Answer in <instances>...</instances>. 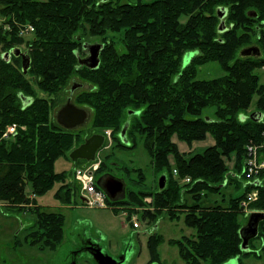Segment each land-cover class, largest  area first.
I'll return each mask as SVG.
<instances>
[{"label":"trees","instance_id":"trees-1","mask_svg":"<svg viewBox=\"0 0 264 264\" xmlns=\"http://www.w3.org/2000/svg\"><path fill=\"white\" fill-rule=\"evenodd\" d=\"M126 1L1 0V15L13 28L16 23L31 24L35 35L27 42L13 33L0 36L4 54L26 45L31 58L26 75L21 58L0 59V201L23 210L37 205L35 198L45 196L57 184L59 203L71 205L80 197V187L73 177L69 179L71 172L57 173L56 163L60 159L73 162L71 152L86 140L52 119L67 88L78 79L90 89L74 101L93 112L92 127L100 132L112 130L115 148L134 150L141 141L154 172L167 176L164 189L128 188L124 199H109V207L116 212V206L125 207L130 219L142 208L143 219L153 225L162 215L171 220L184 215L193 235L170 241L184 264H225L239 256H255L241 249L240 231L245 223H241L240 204L257 188L260 200L252 208L264 211V171L259 187L244 173L246 146L262 140L264 120L242 116L254 97H258L257 112L264 115V79L259 73L264 70V0ZM219 6L229 8L230 28L224 33L218 27ZM121 32L124 45L117 47L108 34ZM88 36L103 45L96 69L79 63ZM252 46L261 49V58L239 56L242 49ZM189 53L192 58L185 62ZM208 63L219 64L224 76L198 80V68ZM209 109L213 115L204 116ZM137 111L139 116L134 114ZM130 118L134 120L126 138L130 135L133 145L121 139ZM14 124L27 129H19L14 140L2 139ZM209 136L215 145L202 153H182L174 142L177 138L192 146ZM226 160L234 162L232 170ZM108 168L103 161L98 176ZM123 169L128 177L138 172L139 180L131 182L143 185L142 169ZM229 185L236 191L226 206L200 204ZM242 188L244 192L237 194ZM188 195L197 204H188ZM29 211L37 218L29 244L40 251H57L65 239V216L39 206ZM257 239L263 247L255 258L264 260V221ZM164 242L160 234L149 238L153 259H159Z\"/></svg>","mask_w":264,"mask_h":264},{"label":"rangeland","instance_id":"rangeland-1","mask_svg":"<svg viewBox=\"0 0 264 264\" xmlns=\"http://www.w3.org/2000/svg\"><path fill=\"white\" fill-rule=\"evenodd\" d=\"M124 1L127 2L126 0ZM129 1L136 3V0ZM186 21V18L182 19V22ZM34 35L35 33L30 39H32ZM108 35L111 39L115 41L117 47H121L124 45V32H121L119 34L110 33ZM85 39L88 44L100 42V39H97L95 37L88 36ZM23 46L25 47L26 45ZM3 54L4 52L0 43V59ZM79 55L81 58H85L86 52L82 50ZM191 58L192 54H187L185 57V62H189ZM259 73L263 75L262 79H264V70L259 71ZM224 74L225 73L221 69L219 64L208 63L198 68L197 79L213 80L224 76ZM75 82L81 84L80 80L78 79L72 81L70 86L67 88L66 93L63 95V102L57 108H55V111H53V120H57V114L59 110L66 105L70 97H72L73 103L75 104L74 100L76 96H78L82 91L90 89V86L85 84L83 87L78 88L73 95H71V88ZM257 100L258 97H254L251 107L242 116L245 120L249 119L253 113L258 111L256 107ZM85 109L88 111V119L84 125L74 129V131L76 134L80 135L83 141L89 139L90 137L96 134L104 135L106 137V146H104L105 148H103L97 156V161H106L109 167L108 169H106V171L103 172L102 176L112 173L115 174L118 178H124V180L126 179L125 181H127V189L129 188V190L143 189L145 191L155 192L159 187V180L161 176L158 177L157 174L154 172V169L151 165V159L147 154L146 150L144 149L143 143L139 141L137 147L134 150H122L120 148H115V143L112 137V130H101L100 132L99 130L93 128V112L90 109ZM137 112L139 114H136V116H139L141 112ZM206 115L212 116L213 110L209 109V111L205 112L204 116ZM133 120L134 118H130V120L128 119V122L125 123V125L128 124L127 132L130 127V122L132 123ZM19 129L24 131L27 128L25 126L17 125V132L13 136L10 135L9 138L2 137V139L14 140L16 138V135H18ZM127 139H129L128 142L133 145V139L132 137H130V135H128ZM174 142L178 144L180 151L185 154H194L197 152L202 153L207 148L215 145L214 138L210 136L205 141L194 143L192 146H189L183 142H179L177 138H174ZM249 143L247 144L246 148L249 146ZM107 156L111 157L105 159ZM85 164L86 163H84L83 161H79L75 164L74 162H71L69 160L60 159L56 163V172H71V176L69 177L71 181L72 177L74 178V173H72L73 166L76 165L80 168L83 167ZM227 165L232 170L234 167V162L228 160ZM124 167H129L132 170L142 169L145 176L143 185L137 186L133 184L131 180H139L141 175L139 176L138 172H133L130 174V177H128L127 175H125L126 172L123 169ZM174 173L175 175L177 174L176 171ZM187 180L190 181V179H185V182L189 183ZM255 184L257 185L258 183ZM255 184L254 186H256ZM58 187L59 184H57L51 192L39 198L37 205L27 206L26 208H23V210H19L16 207L10 206L8 203L0 201V264H69L70 258L74 254V251L79 247L77 241H81L87 238L98 240L106 249L112 252L116 251L118 247H121L125 239L131 236L132 234L136 240L139 237L141 242V244L135 245V252L142 253L140 259L136 260V263L133 264H144L150 258L147 242L148 240L145 234L147 233V230H150V228H155L154 226L157 223L159 225L157 231L164 236L165 240V242L160 246L161 262L163 264H184V262L179 256L178 248L170 244L171 240L178 241L182 237H189L192 236L194 233L193 230L189 229L185 225L184 215H181L179 220H171L168 216L162 215L157 218V223L153 225L151 222H148L143 219L144 209L141 208L138 209L137 213L131 216V219L135 220L140 224L139 229H134L132 221L128 216V211H125V207L116 206L115 208L118 209L117 212L113 210L112 207H108L105 209L90 208L82 202L81 196L77 198L75 202L71 205H63L55 199V191L58 189ZM235 191V186L229 185L220 194L208 195V197L204 198L200 202V204L205 206H226L230 196L233 195ZM243 192L244 189L242 188L237 194H241ZM31 198L34 197L31 196ZM186 200L188 204H197L190 195L186 197ZM259 200L260 192L258 193V200L247 204L246 209L242 208L240 204V207L242 209L241 212L243 215L241 218V223H245L246 225L249 217L248 212L250 210L264 212L259 211L258 209L254 210V208H252L255 203L259 202ZM145 201L151 203L152 198H147ZM38 206L42 207L47 212L62 213L65 216V239L63 244L55 252L48 250L40 251L37 247H32L29 244L28 236L30 235V233L36 230L35 225L37 222L36 216L32 214L29 209L31 207L36 208ZM254 245L255 248L259 250L261 249V247H263L261 241L256 242ZM90 264L97 263L95 261H91ZM229 264H237V260L233 259L229 262ZM244 264H264V260L250 258L246 262H244Z\"/></svg>","mask_w":264,"mask_h":264},{"label":"water","instance_id":"water-1","mask_svg":"<svg viewBox=\"0 0 264 264\" xmlns=\"http://www.w3.org/2000/svg\"><path fill=\"white\" fill-rule=\"evenodd\" d=\"M224 29L221 28V31ZM220 31V32H221ZM85 49H88V56L84 59H80L79 63L81 66H86L89 69H96L100 65L101 59L100 55L103 50V45L100 43L84 45ZM263 55L261 49L258 46H252L244 48L240 51L239 56L241 58H261ZM12 57L22 59V70L26 75L29 72L31 65V58L27 51H23L22 48H13L9 52L3 54L2 58L10 62ZM83 87L82 84H74L71 88V95L80 88ZM134 114H139L138 112ZM264 115L262 113L256 112L251 115V119L256 122H261ZM88 119V111L84 108H79L73 103L72 97H70L66 105L61 108L57 114V122L59 125L67 130H74L86 123ZM128 124H126L121 133V139L124 144H128L126 134H127ZM106 137L104 135H93L85 141L78 148L73 150L70 154L71 160L76 163L78 161L94 162L97 158V154L103 147ZM167 176H161L159 180V188L164 189L166 186ZM98 184L105 190L108 197L112 201L124 199L126 197L127 183L124 179L116 178L111 174H106L98 180ZM121 196V197H120ZM264 221L263 213H254L249 216L248 221L245 226L240 231V236L243 240L242 249L247 250L249 241L256 238L259 233L260 223ZM100 255L95 256V260L98 264H107L104 262L106 259H111L105 256L102 252Z\"/></svg>","mask_w":264,"mask_h":264},{"label":"built area","instance_id":"built-area-1","mask_svg":"<svg viewBox=\"0 0 264 264\" xmlns=\"http://www.w3.org/2000/svg\"><path fill=\"white\" fill-rule=\"evenodd\" d=\"M16 29L1 15V0H0V36L1 32L13 33L15 37L24 39L25 42L30 39L35 33V28L31 24L20 25L16 23ZM16 30V31H15ZM22 49L24 48L21 47ZM3 56V55H2ZM2 58V57H1ZM17 132V125H12L7 128L3 134V138H9ZM101 161L88 162L83 167H78L74 170V180L80 187V196L83 203L90 208L105 209L109 207V197L105 190L100 188L98 184V171L101 166ZM264 171V132L262 141H251L247 147V159L245 162L244 173L252 184L258 183L256 186H261L263 181L260 179L261 173ZM190 182L189 180H187ZM259 189L254 188L246 195V198L241 203L242 208L246 209L247 204L258 200ZM254 213H264L250 210L248 215ZM135 229L140 228V224L131 219Z\"/></svg>","mask_w":264,"mask_h":264},{"label":"flooded vegetation","instance_id":"flooded-vegetation-1","mask_svg":"<svg viewBox=\"0 0 264 264\" xmlns=\"http://www.w3.org/2000/svg\"><path fill=\"white\" fill-rule=\"evenodd\" d=\"M216 16L219 20V22H218L219 32L221 31V28H223L224 30L221 31L220 33H224L227 30H229V28H230V25L228 22L229 8L225 7V6H219V8L216 9ZM212 17H214V16H212ZM83 50H84V52H86V56H85V58H86L89 54L88 49H85V47H84ZM81 59H84V58H81ZM74 84H76V82ZM105 142H107V141L105 140ZM105 144L106 143H104V146H106ZM104 146H103V148H105ZM111 175L118 178L115 174L111 173ZM119 179H122V178H119ZM154 227L155 228H153V229L150 228L149 231L147 230V233L145 234L147 240H149V238L155 234H160L157 231L158 227H159L158 223ZM160 235H162V234H160ZM258 236H259V233H258L256 238H253L249 241L247 250H243L241 247L244 254L255 253V256L261 255V253H260L261 251L259 249H256L254 247L255 245H253L259 241L257 239ZM77 244L79 245V247L74 251V254L70 258L69 264H90L91 261L96 262L95 256L100 255L99 252H102L105 256H108L111 258L109 260L108 259L104 260V262L107 264H133V263H136V260H139L141 255H142V253H140V252L139 253L135 252V245L141 244V242H140V238L138 237V239L136 240L135 237L133 236V234L125 239V241L121 247H118L116 249V251H112V252H110L108 249H106L100 241L90 239V238H87V239H84L81 241H77ZM159 253H160V248H159ZM149 254H150V251H149ZM255 256L254 255L251 257L239 256L235 259L237 260V264H244V262H246L250 258L257 259V258H255ZM149 257L150 258L144 264H163L161 262L160 256H159L158 260L153 259L151 254L149 255ZM229 262H227L225 264H229Z\"/></svg>","mask_w":264,"mask_h":264},{"label":"crops","instance_id":"crops-1","mask_svg":"<svg viewBox=\"0 0 264 264\" xmlns=\"http://www.w3.org/2000/svg\"><path fill=\"white\" fill-rule=\"evenodd\" d=\"M75 168H77V166L75 165V166H73V168H72V170L74 171V169ZM39 198H41V197H36V201L38 202L39 201Z\"/></svg>","mask_w":264,"mask_h":264},{"label":"bare ground","instance_id":"bare-ground-1","mask_svg":"<svg viewBox=\"0 0 264 264\" xmlns=\"http://www.w3.org/2000/svg\"><path fill=\"white\" fill-rule=\"evenodd\" d=\"M18 48V47H17ZM100 186V185H99ZM100 188H102L101 186H100ZM103 189V188H102ZM104 190V189H103Z\"/></svg>","mask_w":264,"mask_h":264}]
</instances>
